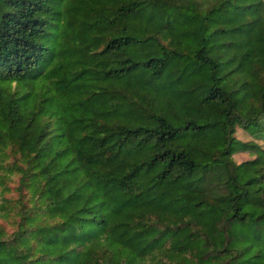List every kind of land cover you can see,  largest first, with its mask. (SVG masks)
<instances>
[{
  "label": "trees",
  "instance_id": "1",
  "mask_svg": "<svg viewBox=\"0 0 264 264\" xmlns=\"http://www.w3.org/2000/svg\"><path fill=\"white\" fill-rule=\"evenodd\" d=\"M1 85L0 264H264V0H0Z\"/></svg>",
  "mask_w": 264,
  "mask_h": 264
},
{
  "label": "rangeland",
  "instance_id": "2",
  "mask_svg": "<svg viewBox=\"0 0 264 264\" xmlns=\"http://www.w3.org/2000/svg\"><path fill=\"white\" fill-rule=\"evenodd\" d=\"M12 86L17 84L16 82L11 83ZM6 85H1L0 89H3ZM1 103V102H0ZM6 120L0 116V189L7 183L10 190L7 192V196L15 197L17 196L16 187L19 183V169L15 165V147L13 143L5 138L3 132H1L2 127L5 126ZM255 127L249 128L247 132L255 135L253 131ZM244 129L238 128L236 136L240 139L252 138ZM264 145V143H263ZM239 161L243 159H248V153L238 154L236 157ZM8 229H12V224H9L7 220H0Z\"/></svg>",
  "mask_w": 264,
  "mask_h": 264
},
{
  "label": "crops",
  "instance_id": "3",
  "mask_svg": "<svg viewBox=\"0 0 264 264\" xmlns=\"http://www.w3.org/2000/svg\"><path fill=\"white\" fill-rule=\"evenodd\" d=\"M238 154H241V153H238ZM238 154H237V155H238ZM237 155H236V157H237ZM243 160H244V159H243Z\"/></svg>",
  "mask_w": 264,
  "mask_h": 264
}]
</instances>
